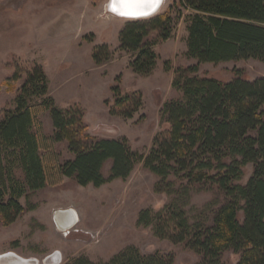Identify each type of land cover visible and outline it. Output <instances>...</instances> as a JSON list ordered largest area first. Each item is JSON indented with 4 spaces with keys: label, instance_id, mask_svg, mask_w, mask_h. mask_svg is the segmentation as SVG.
<instances>
[{
    "label": "trees",
    "instance_id": "1",
    "mask_svg": "<svg viewBox=\"0 0 264 264\" xmlns=\"http://www.w3.org/2000/svg\"><path fill=\"white\" fill-rule=\"evenodd\" d=\"M184 10L194 11L186 21V55L197 62L177 69L173 88L181 96L166 101L161 111V121L170 129L156 137L147 156L133 150L125 137L87 134L82 111L63 110L48 97L43 68L37 66L29 74L15 100L16 109L0 121V216L6 225L36 208L20 202L32 192L67 178L81 186L100 187L127 179L143 162L159 178L156 191L168 195L169 202L152 216L145 212L141 225L151 226L161 239L195 251L202 264H221L227 251L240 254L237 264H264V77L249 80L240 70L229 82L198 75L203 63L249 59L264 63V0H179L175 16L166 11L129 21L119 42L121 50L134 54L130 63L134 73L148 76L155 70L159 56L154 46L173 36ZM154 33L156 37H151ZM102 50L107 45L94 50L97 65L110 58L103 57ZM113 92L117 105L124 106L127 99H120V88ZM40 98L45 99L34 101ZM43 111H50L52 134L43 129ZM64 141L73 159L62 160L55 150ZM108 162L111 168L105 175ZM248 164H253V174L241 184ZM195 187L216 189L222 200L198 207L192 203ZM67 264L172 261L143 257L129 247L108 262L80 256Z\"/></svg>",
    "mask_w": 264,
    "mask_h": 264
},
{
    "label": "rangeland",
    "instance_id": "2",
    "mask_svg": "<svg viewBox=\"0 0 264 264\" xmlns=\"http://www.w3.org/2000/svg\"><path fill=\"white\" fill-rule=\"evenodd\" d=\"M112 0H0V121L16 109V98L29 74L41 66L48 78L49 94L63 110L79 109L87 134L95 138H127L130 147L147 156L158 135L170 125L161 121L166 101L181 96L173 88L176 71L197 61L187 52V17L184 10L173 36L157 43V67L148 76L133 72L134 54L120 49L119 35L132 20L110 11ZM179 0H164L158 14L178 10ZM148 19V18H147ZM154 33L151 37H156ZM107 45L102 56L108 62L97 65L93 54ZM243 72L246 79L264 77V63L239 60L203 63L198 75L229 82ZM121 90L124 106L117 105L113 88ZM45 98L35 99L40 103ZM137 104H140L137 107ZM133 113L132 117L126 115ZM46 134L54 131L50 111L40 114ZM62 160L74 158L67 142L55 145ZM111 163L104 166L108 175ZM253 164L244 167L240 181L246 184ZM159 178L139 163L127 179H115L100 187L81 186L71 179L30 193L20 202L34 205L6 225L0 216V256L14 253L37 264H67L85 256L94 263L108 262L129 247L143 257L165 263L202 264V257L184 244L157 237L151 226L140 224L142 215L151 216L169 202L157 192ZM222 196L216 189L195 187L192 203L198 207ZM76 209L78 223L62 230L55 222L59 210ZM241 213V217H242ZM240 254L227 251L221 264H237Z\"/></svg>",
    "mask_w": 264,
    "mask_h": 264
},
{
    "label": "bare ground",
    "instance_id": "3",
    "mask_svg": "<svg viewBox=\"0 0 264 264\" xmlns=\"http://www.w3.org/2000/svg\"><path fill=\"white\" fill-rule=\"evenodd\" d=\"M54 220L60 229L68 230L78 223L79 217L76 209L71 208L57 211ZM0 264H37V261L8 253L0 256Z\"/></svg>",
    "mask_w": 264,
    "mask_h": 264
},
{
    "label": "snow or ice",
    "instance_id": "4",
    "mask_svg": "<svg viewBox=\"0 0 264 264\" xmlns=\"http://www.w3.org/2000/svg\"><path fill=\"white\" fill-rule=\"evenodd\" d=\"M158 6V0H112L111 10L121 16L133 17L147 15V8Z\"/></svg>",
    "mask_w": 264,
    "mask_h": 264
},
{
    "label": "water",
    "instance_id": "5",
    "mask_svg": "<svg viewBox=\"0 0 264 264\" xmlns=\"http://www.w3.org/2000/svg\"><path fill=\"white\" fill-rule=\"evenodd\" d=\"M111 2H112V1H111ZM163 2H164V0H158V6H156L154 10H152L151 8H147L145 11H147L148 14H147V15H143V16L127 17V16H121V15L115 13V12H114V13L117 14V15H119V16H121V17H127V18H131V19H135V20H139V19H147V18H151V17H153V16H155V15L158 14L160 8H161L162 5H163ZM110 5H111V4H110ZM110 11H112V10H111V7H110ZM112 12H113V11H112Z\"/></svg>",
    "mask_w": 264,
    "mask_h": 264
}]
</instances>
